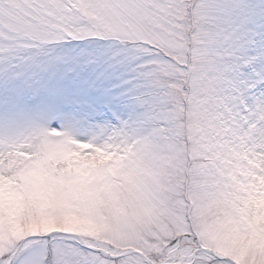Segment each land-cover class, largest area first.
<instances>
[{
	"label": "snow or ice",
	"instance_id": "snow-or-ice-1",
	"mask_svg": "<svg viewBox=\"0 0 264 264\" xmlns=\"http://www.w3.org/2000/svg\"><path fill=\"white\" fill-rule=\"evenodd\" d=\"M0 264H264V0H0Z\"/></svg>",
	"mask_w": 264,
	"mask_h": 264
}]
</instances>
